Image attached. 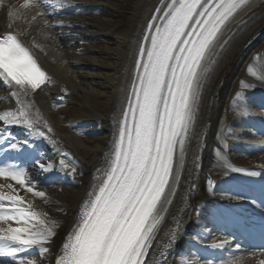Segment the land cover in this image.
I'll use <instances>...</instances> for the list:
<instances>
[{
	"label": "bare ground",
	"instance_id": "bare-ground-1",
	"mask_svg": "<svg viewBox=\"0 0 264 264\" xmlns=\"http://www.w3.org/2000/svg\"><path fill=\"white\" fill-rule=\"evenodd\" d=\"M0 1L14 5L20 0ZM70 1L61 0L60 6L75 3L88 11L96 7L110 19L87 12L86 16L84 10L78 15L70 13L64 16L67 24L61 30L63 47L49 40L42 42L39 56L52 84L46 95L27 97L23 87L0 80V112H5L8 126L24 128V136L44 146L43 152L38 151V161L24 175L0 174V192L22 209L12 216H0V237L11 238L29 250L22 259L7 263L1 259L0 264H69L82 212L91 205L110 170L146 23L152 20V28L157 25L169 3L136 0L124 22L115 19L108 0ZM28 14H35L33 7L21 12L23 19ZM6 23L14 24L0 13V26ZM21 31L33 39L48 33L41 18L26 30L22 26ZM262 33L264 0H248L226 17L207 47L173 148L170 178L125 264H264V253L240 252L228 243L229 238L218 242V235L212 234L215 225L225 222L229 214L248 216L259 210L247 195L231 187L230 180L250 188L264 181V144L255 141L260 133L252 125V119H264L260 115L264 100L250 98L251 108L232 124L223 107L238 67ZM260 93L264 97V87ZM65 95L91 109L96 108L99 96L104 97L95 132H72L73 127L64 122L52 103L55 96ZM229 124L233 138L227 139ZM86 153L93 158L87 160ZM73 166L81 172L82 180L73 177ZM246 189L237 191L249 192ZM59 211L61 215H57ZM200 254L207 260L199 261Z\"/></svg>",
	"mask_w": 264,
	"mask_h": 264
},
{
	"label": "rangeland",
	"instance_id": "rangeland-1",
	"mask_svg": "<svg viewBox=\"0 0 264 264\" xmlns=\"http://www.w3.org/2000/svg\"><path fill=\"white\" fill-rule=\"evenodd\" d=\"M136 0H114L112 3L114 10H115V19L117 18V20L120 21H124L126 22L128 20L129 14L132 10L133 4L135 3ZM107 19H110L109 16H107ZM264 41V36L258 38L255 42L254 48L257 49L258 47H261L262 42ZM249 59H245L241 65L238 67V75L235 76V78L232 81V85L230 87L229 93H231V95L234 93L235 91V87L238 84L239 81V86L238 87H244L247 86V84H249V86L252 87V89H255V87L253 86L254 84V79H251L252 76L253 78H257L261 81H264V72H262L260 70V63L258 58H253L250 62H248ZM248 65V67H247ZM247 67V68H246ZM249 73L251 75V78H247L246 75H243V73ZM241 93L240 91H237L235 94H233V96H231L228 100H227V104L228 105H224L223 109L226 112L228 106H230L229 108V116L231 118H233V121H236V119H238V117H240L242 115L241 110H240V106H241ZM96 108H92V109H96L99 114H103V110H104V98L102 97H98L96 100ZM89 109H91L89 107ZM62 112H65L64 114H66L67 118H69V120L73 123L79 124L78 127L76 129H74V132L79 133L78 129L80 127V125L82 126V121L81 119H88L89 123L84 126V130L87 132H95V128L99 126V122L97 121L98 118H96L95 116H92L88 110H84V109H80L79 105H76L72 102H69V104L65 107H61L60 109ZM227 114V112H226ZM225 114V115H226ZM81 122V123H80ZM83 128H80L79 130H83ZM228 128L232 129V127ZM231 130L228 129V134L226 135V138L229 139L231 138V134H229ZM94 155L88 154L86 153V159L87 160H91L93 158ZM72 173H73V177L77 180H82L81 178V172L78 170L77 167L72 168ZM61 215V212H57V215Z\"/></svg>",
	"mask_w": 264,
	"mask_h": 264
}]
</instances>
